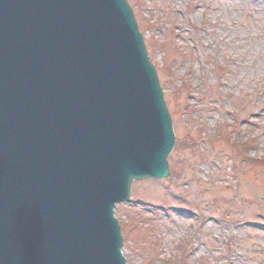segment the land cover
Listing matches in <instances>:
<instances>
[{
    "label": "water",
    "instance_id": "obj_1",
    "mask_svg": "<svg viewBox=\"0 0 264 264\" xmlns=\"http://www.w3.org/2000/svg\"><path fill=\"white\" fill-rule=\"evenodd\" d=\"M174 141L125 0H0V264H126L113 208Z\"/></svg>",
    "mask_w": 264,
    "mask_h": 264
},
{
    "label": "rangeland",
    "instance_id": "obj_2",
    "mask_svg": "<svg viewBox=\"0 0 264 264\" xmlns=\"http://www.w3.org/2000/svg\"><path fill=\"white\" fill-rule=\"evenodd\" d=\"M128 2L175 144L114 209L127 264H264V0Z\"/></svg>",
    "mask_w": 264,
    "mask_h": 264
},
{
    "label": "trees",
    "instance_id": "obj_3",
    "mask_svg": "<svg viewBox=\"0 0 264 264\" xmlns=\"http://www.w3.org/2000/svg\"><path fill=\"white\" fill-rule=\"evenodd\" d=\"M167 44H169L168 46H170V43L167 42V40H166V42H164V43L161 44V47H166V48H168V47H167ZM166 48H165V49H166ZM171 48H173V46H171ZM171 48H170V54H171V50H172ZM162 49H163V48H162ZM173 51H175V52H176V51H177V52H178V51L181 52V50H179L178 48L175 49V50H173ZM246 145H247V143H244L243 145H239V146H238L239 151L243 150V152H244V150H245V148H246V147H245ZM142 219H143V218H142ZM128 221H129V220H128ZM129 222H130V221H129ZM146 223H148V221H146ZM123 228H124V229H129V228H126L124 225H123ZM130 232H131V230H130ZM130 232H129V233H130ZM139 234H141V232H139Z\"/></svg>",
    "mask_w": 264,
    "mask_h": 264
}]
</instances>
